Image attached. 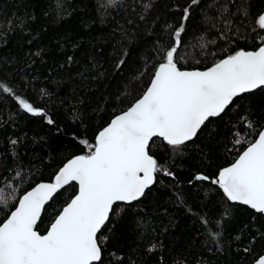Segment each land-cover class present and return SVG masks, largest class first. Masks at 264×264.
<instances>
[{
	"label": "trees",
	"instance_id": "1",
	"mask_svg": "<svg viewBox=\"0 0 264 264\" xmlns=\"http://www.w3.org/2000/svg\"><path fill=\"white\" fill-rule=\"evenodd\" d=\"M61 2L58 14L54 0H0V83L47 113L34 117L0 90V188L7 204L0 205V223L20 196L53 182L67 160L85 154L82 140L94 143L142 95L162 49L174 44L185 8L181 70H205L235 51L256 50L264 36L253 31L264 0H119L106 8L104 0ZM262 128L259 89L237 98L179 152L156 139L150 154L172 175L157 173L141 200L120 204L111 215L102 230V264H253L263 256L264 215L227 201L210 182ZM77 188L66 187L46 209L41 234Z\"/></svg>",
	"mask_w": 264,
	"mask_h": 264
},
{
	"label": "snow or ice",
	"instance_id": "2",
	"mask_svg": "<svg viewBox=\"0 0 264 264\" xmlns=\"http://www.w3.org/2000/svg\"><path fill=\"white\" fill-rule=\"evenodd\" d=\"M118 2L104 0L100 7ZM197 2L192 0V4ZM54 6L59 14L61 0H54ZM243 14L248 15L246 9ZM188 18L189 9L185 8L173 34L174 44L162 49L161 62L142 95L114 116L97 133L94 143L82 140L85 154L67 160L52 183H40L19 197L14 210L0 223V264H102V229L117 213L120 203L132 204L144 197L156 182L157 173L172 175L150 154L156 139L179 152L212 119L231 110L237 98L264 90V36L259 37L256 50L235 51L203 71L181 70L178 64L183 57L178 49ZM255 25L253 31L264 30V14L258 16ZM226 26H231L230 20ZM200 47H205L202 38ZM0 90L12 96L24 112L34 117L47 116L6 84L0 83ZM244 119L248 128H254L251 121ZM46 122L54 123L50 117ZM234 143L239 145L241 140L237 138ZM245 143L247 146L234 162L220 170L215 179L196 175L195 180H210L227 201L264 215V128ZM73 182L78 186L76 194L41 234L37 225L45 205ZM3 192L0 188V205L6 207ZM212 236L216 239L218 234ZM257 264H264V257Z\"/></svg>",
	"mask_w": 264,
	"mask_h": 264
},
{
	"label": "water",
	"instance_id": "3",
	"mask_svg": "<svg viewBox=\"0 0 264 264\" xmlns=\"http://www.w3.org/2000/svg\"><path fill=\"white\" fill-rule=\"evenodd\" d=\"M187 71H188V70H187ZM200 71H203V70H200ZM257 90H259V89H257ZM257 90H255V91H257ZM255 91H253V92H255ZM251 93H252V92H251ZM243 95H244V94H243ZM198 134H199V133H198ZM194 139H195V138H194ZM194 139H193V140H194ZM42 183H52V182H42ZM73 183H75V182H73ZM73 183H72V184H73ZM39 184H40V183H39ZM154 184H155V183H154ZM154 184H153L150 188H152V187L154 186ZM70 185H71V184H69V185H65L64 188L60 189V191H59L57 194L54 195L53 199L50 200V201L45 205V209H47V208L51 205V203L54 201V199H55V198H56V197H57V196H58V195H59V194H60V193L66 188V187H68V186H70ZM150 188H149V189H150ZM149 189H147L146 192H147ZM142 198H143V197H142ZM142 198H141V199H142ZM141 199H140V200H141ZM120 204H125V203H122V202H121ZM237 204H238V203H237ZM242 206H245V207L249 208V207L246 206V205H242ZM249 209H251V208H249ZM251 210H252V209H251ZM45 211H46V210L42 211V213H41V219H42V217H43ZM252 211H254V210H252ZM254 212H255V211H254ZM40 221H41V220H40ZM40 221L38 222V225L40 224ZM107 224H108V223H107ZM38 225H37V227H38ZM102 230H103V229H102ZM261 257H264V255L261 256ZM261 257H260V258H261ZM260 258H259V259H260ZM259 259H258V260H259ZM258 260H256L253 264H257V261H258Z\"/></svg>",
	"mask_w": 264,
	"mask_h": 264
}]
</instances>
